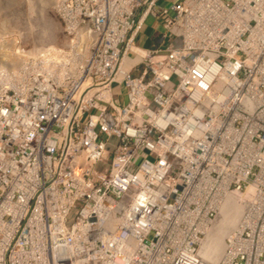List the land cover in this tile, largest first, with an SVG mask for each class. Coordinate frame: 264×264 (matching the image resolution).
<instances>
[{
	"label": "built area",
	"instance_id": "built-area-1",
	"mask_svg": "<svg viewBox=\"0 0 264 264\" xmlns=\"http://www.w3.org/2000/svg\"><path fill=\"white\" fill-rule=\"evenodd\" d=\"M50 3L0 19V264H264V0Z\"/></svg>",
	"mask_w": 264,
	"mask_h": 264
},
{
	"label": "rangeland",
	"instance_id": "rangeland-1",
	"mask_svg": "<svg viewBox=\"0 0 264 264\" xmlns=\"http://www.w3.org/2000/svg\"><path fill=\"white\" fill-rule=\"evenodd\" d=\"M42 1L44 6L40 0H0V19L5 23L13 22L12 31L17 40L30 43L36 42V45H39L40 42L45 43L57 38L59 40L63 39L55 12L50 3L51 0ZM8 16L14 17L9 20ZM41 16L49 19L54 25L51 30V33L54 32L51 39L44 37L45 39L38 40L36 20H39ZM146 29L148 30L149 28Z\"/></svg>",
	"mask_w": 264,
	"mask_h": 264
},
{
	"label": "bare ground",
	"instance_id": "bare-ground-1",
	"mask_svg": "<svg viewBox=\"0 0 264 264\" xmlns=\"http://www.w3.org/2000/svg\"><path fill=\"white\" fill-rule=\"evenodd\" d=\"M40 1L42 2V5L44 6V2L42 0H40ZM36 22H37L36 27L38 29L37 30V32H38L37 37L39 39H41V38L45 39L44 37L51 38L53 35L52 33H54V32L51 33V30L54 26L52 24V22L49 19H46L42 16L40 17L39 20H36ZM235 219L236 218L233 214L230 215V213H228L226 215L225 219H223V221H220V224L214 230V236L211 239H209L207 242V244L209 245V252L210 253H212L213 255H218L221 252V250H222V234L230 227V225L235 221Z\"/></svg>",
	"mask_w": 264,
	"mask_h": 264
}]
</instances>
